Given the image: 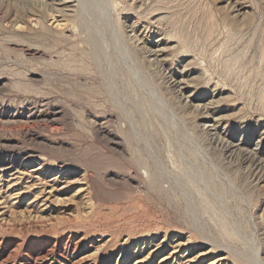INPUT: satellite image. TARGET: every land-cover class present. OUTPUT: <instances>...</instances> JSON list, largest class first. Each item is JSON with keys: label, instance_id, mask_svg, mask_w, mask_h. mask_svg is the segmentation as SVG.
<instances>
[{"label": "rangeland", "instance_id": "374dc122", "mask_svg": "<svg viewBox=\"0 0 264 264\" xmlns=\"http://www.w3.org/2000/svg\"><path fill=\"white\" fill-rule=\"evenodd\" d=\"M81 1L0 0V264H264V0Z\"/></svg>", "mask_w": 264, "mask_h": 264}, {"label": "bare ground", "instance_id": "6f19581e", "mask_svg": "<svg viewBox=\"0 0 264 264\" xmlns=\"http://www.w3.org/2000/svg\"><path fill=\"white\" fill-rule=\"evenodd\" d=\"M82 1H84V0H82ZM82 1H81V3H82ZM92 2V1H91ZM99 2H100V6L102 7V11H101V15H102V18L104 17V16H106V18H107V21H108V23H109V25H111V27H112V36H113V38H114V40L112 41V43H114V44H116V38H119V36H120V34L121 33H119L118 32V30H117V28H116V24H115V20L117 21V19L115 18V12H119V9H118V3H117V1L116 0H99ZM82 4H84L85 6H87V3L84 1ZM42 5H44V2H42V4H40V6H42ZM102 5H104V6H102ZM83 6V5H82ZM83 9H84V6L82 7ZM91 15V14H90ZM82 18V17H81ZM105 18V17H104ZM86 20H88V18H86ZM235 21V20H234ZM88 24H90V21L89 22H87ZM235 24V23H234ZM91 25V24H90ZM232 26V25H231ZM90 27V26H89ZM93 27V29H94V26H92ZM228 27H229V25H228ZM227 26H226V28H228ZM92 29V28H91ZM230 29H232V28H229V31H230ZM234 29V28H233ZM134 30V29H133ZM228 31V32H229ZM230 32H232V31H230ZM228 36V35H227ZM131 37H134L136 40H139V35H136V33L134 32V34L132 35V36H130V38ZM233 38V37H232ZM85 39V38H84ZM86 40V39H85ZM112 40V39H111ZM88 43H91L88 39L86 40ZM111 42V41H110ZM108 45V44H107ZM130 45L133 47V48H136L139 44H137V43H130ZM113 46V45H112ZM111 46V47H112ZM88 47V46H87ZM91 47V46H90ZM117 48V47H116ZM115 48V49H116ZM119 48V47H118ZM232 48V47H231ZM106 49H108L107 47H106ZM83 51H84V53H83V55L85 54V49H82ZM87 50V49H86ZM93 50V49H92ZM125 52H127V50H125ZM124 53V51H122L121 52V54H123ZM105 54V53H104ZM117 54V53H116ZM88 55H90V54H88ZM71 56V55H70ZM124 56V55H123ZM73 57V56H72ZM107 66H106V70L107 71H104L103 72V69H101V68H104V67H97V70H98V72L100 71L101 72V74H102V78L104 79L103 81V85H104V87H106V88H108L109 89V98H111L110 99V101L111 102H113V104H116V105H119L120 106V104L117 102V100H118V96H112L113 95V92H112V89H111V86H110V84H109V81H108V78L110 79V76H112V79H114V75H113V71H118L117 69H118V67H119V60L117 61V59H115L116 57H115V51H114V54L111 52V54L110 53H108L107 54ZM123 58H125V57H123ZM122 58V59H123ZM147 58V57H146ZM70 60H71V58H70ZM69 60V61H70ZM126 60V59H125ZM69 61H68V64H73L72 62H70L69 63ZM71 61H73V60H71ZM77 61V60H76ZM123 61H124V59H123ZM129 62V61H128ZM94 63V62H93ZM97 63V62H96ZM71 64H70V66H71ZM93 65V64H92ZM92 65H90L91 66V68H92ZM98 65V64H97ZM127 65V64H126ZM128 66L129 67H131L132 66V64H128ZM122 67V66H121ZM124 67H125V65H124ZM123 69V68H122ZM119 70H120V68H119ZM96 71V70H95ZM114 73H116V72H114ZM134 73H136L135 71H134ZM177 84L178 85H180V82H177ZM100 86V85H99ZM96 87V86H95ZM103 87V88H104ZM174 87V86H173ZM101 88V87H100ZM91 89V88H90ZM100 90V89H99ZM102 90V89H101ZM105 90V89H104ZM174 90V89H173ZM103 91H101V93H102ZM100 92L98 91V94H99ZM100 93V94H101ZM105 93V92H104ZM103 95V94H102ZM108 98V99H109ZM116 99V100H115ZM109 102V101H108ZM182 102V101H181ZM112 104V105H113ZM184 104V103H183ZM114 106V105H113ZM167 106V105H166ZM185 106H187V105H185ZM188 106H189V104H188ZM123 114H125V117L127 118H130V119H132L133 118V114H132V112L130 111V110H124L123 111ZM216 138V137H215ZM152 157H154L153 159H154V161L159 165L160 164V162H161V159H160V157L159 156H157V155H155V156H152ZM170 159V158H169ZM170 160H172V159H170ZM262 167V166H261ZM167 177H168V180H169V182H171L172 183V181H173V175L171 174V173H169V172H167L166 174H165Z\"/></svg>", "mask_w": 264, "mask_h": 264}]
</instances>
